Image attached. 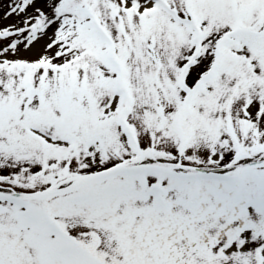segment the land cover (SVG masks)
<instances>
[{
  "label": "snow or ice",
  "instance_id": "snow-or-ice-1",
  "mask_svg": "<svg viewBox=\"0 0 264 264\" xmlns=\"http://www.w3.org/2000/svg\"><path fill=\"white\" fill-rule=\"evenodd\" d=\"M0 264H264V0H0Z\"/></svg>",
  "mask_w": 264,
  "mask_h": 264
}]
</instances>
